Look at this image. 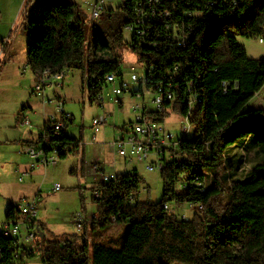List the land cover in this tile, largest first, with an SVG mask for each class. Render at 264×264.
Listing matches in <instances>:
<instances>
[{
    "label": "trees",
    "instance_id": "trees-1",
    "mask_svg": "<svg viewBox=\"0 0 264 264\" xmlns=\"http://www.w3.org/2000/svg\"><path fill=\"white\" fill-rule=\"evenodd\" d=\"M36 1L23 18L26 63L35 78L44 70H81L89 102L98 103L105 76L122 73L123 49L129 47L144 66L146 90L171 96L150 117L163 122L172 110L190 130L162 150L159 201L139 200L136 169L93 187L99 213L92 229L129 223L120 249L90 241L84 230L42 238L40 255L18 251L16 238L4 236L1 226L0 264H264V108L244 109L264 85V58H249L236 38L264 36V0H162L156 17L145 20L143 37L133 27L129 41L124 28L148 10V0H121L90 24L73 1L27 3ZM70 116L57 132L44 121L40 135L25 143L55 150L59 160L77 153L82 137L68 133ZM238 141L261 159L246 173L239 168L250 161L247 154L226 155ZM184 203L200 205L201 212L183 219L168 210ZM17 214V205L9 206L3 224Z\"/></svg>",
    "mask_w": 264,
    "mask_h": 264
},
{
    "label": "rangeland",
    "instance_id": "rangeland-1",
    "mask_svg": "<svg viewBox=\"0 0 264 264\" xmlns=\"http://www.w3.org/2000/svg\"><path fill=\"white\" fill-rule=\"evenodd\" d=\"M70 1L80 6L86 14L87 23L90 24L93 20L91 4L96 0ZM120 4V0H111L105 2V7L116 8ZM34 6L35 3L27 5L26 0H0V147L6 146L1 147V151L5 148L6 159L20 162L17 157H22L18 147L20 138H36L39 128L45 121L46 113L55 114L56 103L61 101L65 113L73 116L67 129L68 133L82 137L79 151L59 160L55 166L36 167L31 177L27 176L20 182L18 177L22 172L17 169L18 182H15L20 185L27 184L30 187L29 194L35 192L29 198H36L37 220L47 235L64 238L81 234L86 230L90 241L120 249L129 223H112L106 230L99 228L93 230L92 223L88 222L82 229H78L74 216L77 213L88 215L99 213V204L93 200L92 190L101 183L100 171L120 173L136 169L141 178L138 188L139 200L157 202L161 199L163 190L161 172L146 169L151 159L139 161L135 158H124L118 154L117 149L111 147L115 136L122 133L127 136L130 124L135 122L138 113L133 109L135 105L153 107V94L145 91L144 96H140L123 91L119 96L122 106L108 98L100 105L97 102L90 103L87 78L81 70L74 69L70 70L62 86L47 85L42 96L34 95L32 89L36 78L26 63L27 36L20 30L25 9L33 11ZM124 34L125 39L129 41L130 33L124 30ZM88 38L89 32L86 33V40ZM236 38L245 47L249 58H264V43H259L257 37L237 36ZM131 65L136 67L135 72L138 76L143 77V65L138 63L137 55L125 46L121 58L123 79L131 83L132 88H136L138 83L130 81ZM114 85L119 84L116 82ZM112 87L113 85L109 84L103 91L110 92ZM22 105H26L24 110H21ZM253 108H264V85L244 107V109ZM24 115L28 118L29 124L21 123L20 118ZM100 116H107L106 122L97 127L93 126L92 119ZM158 125L176 140L183 134L182 127L188 124L180 114L170 110L168 116L163 122H158ZM239 142L227 149L226 155L230 156L233 152H236V155L247 154L249 156L247 160L250 161L242 163L239 168L242 173H246L261 159L260 156H255L253 148L242 150ZM165 155L168 157L169 152ZM231 163L234 167H238L237 161ZM94 165L99 167L98 173L92 171ZM16 179L14 177V180ZM55 184L61 187L57 191L53 190ZM169 210L177 218L183 215L190 218L194 213L201 212V209L186 203L173 205ZM0 219L2 226L5 215L0 214ZM28 264H39V262L30 261Z\"/></svg>",
    "mask_w": 264,
    "mask_h": 264
},
{
    "label": "built area",
    "instance_id": "built-area-1",
    "mask_svg": "<svg viewBox=\"0 0 264 264\" xmlns=\"http://www.w3.org/2000/svg\"><path fill=\"white\" fill-rule=\"evenodd\" d=\"M111 0H96L93 4H91V19H97L100 17L103 10H105V2ZM121 1V0H120ZM162 5V0H148V10L141 11L135 25L126 26L124 29L127 32L133 30V27H137V34L140 37H143L145 32L144 25L145 20L154 19L156 17V10L158 6ZM211 5V4H210ZM165 16H168V12L164 10L163 13ZM185 36H183L180 40L182 45L185 44ZM259 43H264V36H260L258 38ZM129 48V47H128ZM130 49V48H129ZM131 50V49H130ZM139 63V62H138ZM143 65L142 63H140ZM144 67V66H143ZM70 70L69 67H65L61 72L51 74L43 73V77H36L35 86L32 89V93L36 96H42L43 90L47 85L57 84L62 86L65 82L66 78L68 77ZM130 71V81L132 83H138L136 88L131 87V83L125 81L123 79V70L120 75L110 73L105 76V84L101 89L100 94L97 97L98 104L104 102L105 99L114 102L120 103L119 96L123 91H128L131 95H140L144 96L146 90V73L144 70L143 77H139L138 74L135 72L136 67L131 65L129 67ZM118 82V86L114 85ZM109 84H112L113 87L110 92H104V88L107 87ZM141 86L143 92H139L137 88ZM160 92V89L158 90ZM152 93V103L153 107H147V105H143L140 107L139 105L134 106V110L136 111V120L133 124H130V128L127 131V136L123 133L120 135L115 136V139L111 143V147L113 149H117V152L120 156L129 157L130 159H137L139 161L151 159L150 163L146 165V169L148 171L159 170L162 171L163 169V162H161V153L163 148L174 147L177 145V139L173 140V136L171 134L165 133L164 129H162L158 122L154 121L150 117V112H159L162 110V102L165 97L171 98L169 94L163 93ZM138 110V111H137ZM56 113H59L57 116ZM56 113L49 114L47 117L48 122H51V125L54 128V132H57L59 129L64 127V120L71 119L70 114L65 113L63 109V103L58 101L56 103ZM21 123L29 124L28 118L24 115L20 118ZM107 116H100L92 119V125L97 127L99 124L106 122ZM187 122V126L182 127L183 133L189 132V123L187 119H184ZM67 121V120H66ZM70 121V120H69ZM40 133L36 137H38ZM79 151V150H78ZM21 152L28 156L29 158V165L26 170L22 172L19 177L21 181L24 177L28 176L31 171L35 170L38 166H55L58 161L59 157L55 150L53 151H44L42 148L36 145H25L21 148ZM99 167L94 165L92 167V171L94 173L99 172ZM101 182H107L114 179L117 175L116 172L111 173H104L100 171L99 173ZM61 187L59 184H55L53 190L57 191ZM95 196H99L97 191H93ZM191 206V205H190ZM197 209H201V206H192ZM18 214L16 219L13 222H8L7 224L2 225V233L4 236L16 238L15 245L19 249L21 247H25L29 250L40 255L41 248H42V238L38 235L37 229L39 227L37 220V201L36 198H24L17 204ZM169 210V208H168ZM170 211V210H169ZM97 214L90 213L89 215L86 213H77L74 216V222L77 224L78 229H82L83 223L88 221L92 222L96 220ZM183 219L187 217L183 215ZM16 252L15 256H17Z\"/></svg>",
    "mask_w": 264,
    "mask_h": 264
},
{
    "label": "crops",
    "instance_id": "crops-1",
    "mask_svg": "<svg viewBox=\"0 0 264 264\" xmlns=\"http://www.w3.org/2000/svg\"><path fill=\"white\" fill-rule=\"evenodd\" d=\"M38 2L39 1H36L35 5ZM26 3H27V0H26ZM27 5H28V3H27ZM27 11H28V9H25V11H24L25 14H24L23 18L26 16ZM23 28H24V26H23V21H22L21 29H20L22 32H24ZM25 106L26 105H22L21 110H23V107L25 108ZM120 106H122L121 99H120ZM49 114L50 113H46L45 121L47 120V117L49 116ZM33 138L32 137L20 138L18 147H20L19 152L22 154V157L17 156L19 158L20 162L12 160V159H6L4 157L5 148L2 149L3 152L1 151V147H6V146L4 145V146L0 147V214H2V215H5L6 210L8 209L9 206L17 205L21 200H23L24 198H29L32 194L34 195V193H35V192L30 193V194L28 193L30 187L27 186V184L26 185L25 184L20 185V184L15 182V181H17L16 170L18 169L19 172H23L24 170H26L28 168V165H29V158H27V155H25L24 153L21 152V148L23 146L27 145L25 143L27 140H30ZM23 155H25V156H23ZM33 173H34V170L31 171V173L28 175V177L29 176L31 177ZM14 174H15V176H14ZM14 177L16 180H14ZM19 177H18V181L20 182ZM23 179L21 181H23ZM1 222H2V219H0V230H1ZM40 230L44 233V237L49 236L44 232L43 228H40Z\"/></svg>",
    "mask_w": 264,
    "mask_h": 264
},
{
    "label": "water",
    "instance_id": "water-1",
    "mask_svg": "<svg viewBox=\"0 0 264 264\" xmlns=\"http://www.w3.org/2000/svg\"><path fill=\"white\" fill-rule=\"evenodd\" d=\"M37 233L41 238H44V233L40 230V228L38 227L37 229Z\"/></svg>",
    "mask_w": 264,
    "mask_h": 264
},
{
    "label": "bare ground",
    "instance_id": "bare-ground-1",
    "mask_svg": "<svg viewBox=\"0 0 264 264\" xmlns=\"http://www.w3.org/2000/svg\"><path fill=\"white\" fill-rule=\"evenodd\" d=\"M43 73H49L48 70H44ZM41 77H43V74L41 75ZM189 130H190V125H189Z\"/></svg>",
    "mask_w": 264,
    "mask_h": 264
}]
</instances>
